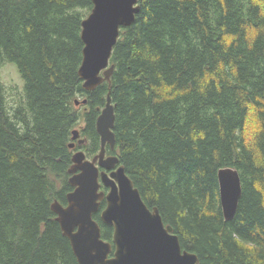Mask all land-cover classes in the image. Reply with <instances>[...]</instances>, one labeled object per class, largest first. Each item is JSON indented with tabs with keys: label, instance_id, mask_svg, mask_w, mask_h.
<instances>
[{
	"label": "trees",
	"instance_id": "trees-1",
	"mask_svg": "<svg viewBox=\"0 0 264 264\" xmlns=\"http://www.w3.org/2000/svg\"><path fill=\"white\" fill-rule=\"evenodd\" d=\"M139 4L110 81L88 91L79 68L93 0H0V70L15 63L24 79L12 106L0 79V264H78L51 206L73 190L74 129L85 123L88 155L99 151L108 95L119 163L182 249L200 264H264V0ZM223 167L241 178L232 220Z\"/></svg>",
	"mask_w": 264,
	"mask_h": 264
},
{
	"label": "water",
	"instance_id": "water-1",
	"mask_svg": "<svg viewBox=\"0 0 264 264\" xmlns=\"http://www.w3.org/2000/svg\"><path fill=\"white\" fill-rule=\"evenodd\" d=\"M93 3L82 22L84 48L79 68L88 91L110 81L114 72L110 57L120 28L131 25L140 10L139 0H93ZM75 102L86 103V99ZM114 120V105L108 95L96 120L102 144L100 153L89 160L83 151L74 152L69 169L73 190L67 194L66 205L55 200L51 206L78 264H200L196 253L182 249L178 235L164 223L159 209H151L144 202L119 157L104 158L105 145L114 147L116 143ZM79 134L74 129L72 139ZM70 146L74 147L75 142ZM98 158L107 169L119 165L109 174L100 172L96 165ZM218 181L224 217L232 220L242 195L240 174L236 168L223 167L218 171ZM101 183L108 188L107 192L100 190ZM103 200L106 206L100 210ZM99 210L103 223L113 226L112 242L102 238L101 226L94 219Z\"/></svg>",
	"mask_w": 264,
	"mask_h": 264
},
{
	"label": "rangeland",
	"instance_id": "rangeland-1",
	"mask_svg": "<svg viewBox=\"0 0 264 264\" xmlns=\"http://www.w3.org/2000/svg\"><path fill=\"white\" fill-rule=\"evenodd\" d=\"M0 79L6 86L8 98L10 100L9 104L12 106L17 102L18 98L21 97L24 88V79L17 65L12 62L5 63L0 70ZM76 129H78V127Z\"/></svg>",
	"mask_w": 264,
	"mask_h": 264
},
{
	"label": "flooded vegetation",
	"instance_id": "flooded-vegetation-1",
	"mask_svg": "<svg viewBox=\"0 0 264 264\" xmlns=\"http://www.w3.org/2000/svg\"><path fill=\"white\" fill-rule=\"evenodd\" d=\"M85 123H82V124H80L79 126H78V130H79V132H80V134H79V136H78V138L77 139H75V140H73V142H75V146H74V149H75V152L76 151H83L84 153H85V156H86V159H89V160H93L94 158H95V156L96 155H98L99 153H100V151H101V148H102V144H101V146H100V149H99V151L98 152H96V153H94V154H92V155H88V151L87 150H89V147H88V145H89V140H88V137L87 136H85V135H83L82 134V130H83V125H84ZM100 136V135H99ZM80 139H83V141L81 142V143H79V140ZM100 142H101V138H100ZM105 152H104V158H107V157H110V156H118L117 154H116V150H115V146L114 147H112L110 144H106L105 145V150H104ZM96 165H98V167H99V171L101 172V171H106L108 174L113 170V169H115L119 164L117 163L113 168H111V169H107V168H105V167H102L101 165H100V158H98L97 160H96ZM100 181H101V178H100ZM100 190H104L105 192H107L108 191V188L105 186V185H103L102 183H101V187H100ZM66 203H67V201H66ZM66 203H64V205H66ZM63 204V203H62Z\"/></svg>",
	"mask_w": 264,
	"mask_h": 264
}]
</instances>
